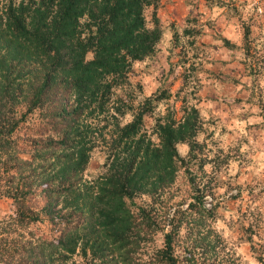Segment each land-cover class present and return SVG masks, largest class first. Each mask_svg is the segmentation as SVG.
Returning a JSON list of instances; mask_svg holds the SVG:
<instances>
[{
	"label": "trees",
	"instance_id": "trees-1",
	"mask_svg": "<svg viewBox=\"0 0 264 264\" xmlns=\"http://www.w3.org/2000/svg\"><path fill=\"white\" fill-rule=\"evenodd\" d=\"M158 4L159 0L4 1L0 9V197H11L16 213L7 218L6 232L0 231V264H72L78 246L86 264L87 246L92 257L108 264H179L174 251L182 225L189 224L193 211L201 217L208 213L201 198L177 209L167 231L160 228L152 204L136 211L129 204L142 193L155 201L174 181L185 161L176 143L187 141L189 153L193 151L195 120L159 123V146L141 137L135 140L144 114L153 106L151 99H145L131 121L117 125V143L129 146L130 157L96 181L97 190L91 193L92 186L78 177L89 155L86 111L93 102L108 108L112 88L125 82L132 63L155 54L162 35ZM242 28L246 38L250 26ZM190 33L183 28L184 35ZM216 37L232 52L248 51L247 45ZM89 52L92 58L86 59ZM20 100L27 110L19 115L10 106ZM35 109H44L40 124L20 137L21 122L27 121V111ZM1 177L8 182L1 183ZM41 219L50 225V233L28 229ZM98 224L102 234L88 244L81 233ZM159 230L162 246L146 248ZM194 242L187 264L199 261L195 255L201 243L197 237Z\"/></svg>",
	"mask_w": 264,
	"mask_h": 264
},
{
	"label": "rangeland",
	"instance_id": "rangeland-1",
	"mask_svg": "<svg viewBox=\"0 0 264 264\" xmlns=\"http://www.w3.org/2000/svg\"><path fill=\"white\" fill-rule=\"evenodd\" d=\"M4 1L0 0V9ZM160 4L159 1L157 14ZM150 11L145 12L147 19ZM245 12H239L241 18L248 17L249 14L243 15ZM260 22L264 24V19ZM185 24L183 28L190 30L189 35H184L183 28L178 29L172 23L165 28L162 25L157 51L132 63L125 82L112 88L108 108H98L93 102L87 109L84 124L88 128L85 144L89 146V155L78 177L82 184L92 186L91 193L97 190L93 187L96 181L112 174L120 161L130 157L129 146L117 143V125L131 121L142 102L149 98L153 106L144 114L135 140L141 137L159 146V123L174 120L176 125L188 118L196 121L197 143L189 153L188 142L178 141L176 148L185 161L176 171L174 181L155 201L146 193L136 195L134 203L129 204L130 209L136 211L138 206L152 204L160 228L167 231L168 220L177 209H185L201 198L202 207L208 213L201 217L199 211H193L189 224L182 225L174 251L178 263L187 264L188 251L197 237L201 243L195 255L198 264H264V49L260 48L262 39L253 35L261 24L257 20L243 23L242 27L250 26V33L244 38L241 31L236 41L240 47L247 45V52H230L217 37L216 43H208L210 38L199 34L200 19L188 17ZM91 58L92 54L87 53L86 59ZM122 104L132 107L128 109ZM10 107L19 115L27 110L24 100ZM27 114V121L20 124V137L33 132L31 126L40 124L44 109L27 111ZM5 182L7 179L1 177V183ZM15 213L13 199L1 196V232H6L7 218ZM48 225L41 219L29 224L28 229L39 228L50 233ZM93 226L94 229L81 233L88 244L96 234H102L101 225ZM151 238L146 248L162 246V231ZM87 247L89 264H108L92 257ZM84 259L78 246L72 264H86Z\"/></svg>",
	"mask_w": 264,
	"mask_h": 264
},
{
	"label": "crops",
	"instance_id": "crops-1",
	"mask_svg": "<svg viewBox=\"0 0 264 264\" xmlns=\"http://www.w3.org/2000/svg\"><path fill=\"white\" fill-rule=\"evenodd\" d=\"M160 7L158 17L163 27L172 23L176 28L185 27V19L188 17L200 19V33L203 37H209L208 43H216L214 38L223 35L230 42L239 45L236 38L240 35L243 23L261 24L253 35L262 39L261 50L264 49V0H159ZM249 14L245 20L240 17ZM242 15V16H243ZM240 17V18H239ZM244 19V20H242ZM251 25V24H250ZM253 27V25L251 26ZM233 36H230V35ZM229 50V49H228ZM242 50V49H239ZM232 52L231 50H229ZM237 51V50H236Z\"/></svg>",
	"mask_w": 264,
	"mask_h": 264
}]
</instances>
